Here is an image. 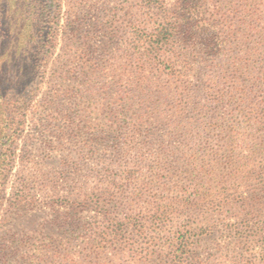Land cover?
Here are the masks:
<instances>
[{"label":"rangeland","instance_id":"1","mask_svg":"<svg viewBox=\"0 0 264 264\" xmlns=\"http://www.w3.org/2000/svg\"><path fill=\"white\" fill-rule=\"evenodd\" d=\"M57 3L40 38L23 11L11 17L17 5L0 0V132L10 118L14 140L0 142V264H95L89 230L144 217L148 201L173 209L151 234L156 255L182 235L199 241L209 264L255 257L264 0H164L155 12L141 0ZM163 15L184 23L176 78L128 46L130 27ZM136 190L142 200H132ZM141 249L122 234L101 254L108 264Z\"/></svg>","mask_w":264,"mask_h":264},{"label":"trees","instance_id":"2","mask_svg":"<svg viewBox=\"0 0 264 264\" xmlns=\"http://www.w3.org/2000/svg\"><path fill=\"white\" fill-rule=\"evenodd\" d=\"M11 1L18 6V9L14 10L12 16H17L22 14L27 16V22L34 24L36 34L42 38L44 32L50 33L52 31V20L55 16L60 15L61 4L57 3V0H5ZM145 3V7L151 9L152 11H161L163 9L164 0H141ZM249 0H242V3L248 2ZM254 1V0H253ZM184 23L178 19L172 22L167 15L160 16L152 25H133L129 28L130 37L128 46L130 50L139 56L146 58L148 61L157 60V67L161 73L167 77L176 78L177 64L179 63L181 54L176 49V41L180 29L183 27ZM14 24L12 25V27ZM44 37V36H43ZM41 62L42 59H37ZM163 66V67H161ZM154 69V67L152 68ZM264 107V98L260 103ZM6 116V115H5ZM10 118L4 117L3 123L4 131L0 132V142L2 145H11L14 140L10 138V129L8 128V123H10ZM12 137V136H11ZM6 167L7 163L0 160V188H3L6 183ZM117 190H121L117 188ZM108 196L112 197L113 192L107 191ZM134 200H142L143 194L140 190L132 192ZM114 200V198H112ZM150 208V209H149ZM170 210L172 212V205L158 204L155 205L148 201L145 207L139 212H146L144 217H137L136 219H130L128 224H110L108 227H102L101 229H96L92 227L89 230V239L86 243L87 250L86 254L95 259V264H105V260L102 257L101 252L104 250L105 246L109 243H113V240L118 242V238H121L122 234H127L131 236V239L140 246L141 251L144 254H121L115 255V261H108V264H125L127 260L137 262L138 264L144 262H150L153 264H209L205 259L200 257L198 250V242L194 245V239L192 241L190 238L181 235V239H172L166 247L168 251L167 255L161 257L156 255V253L151 249V234L156 230H160L163 223H167L170 219ZM104 219L107 218V212H103ZM251 239H256L254 243L257 245V251H255L256 256L243 257V263L241 264H264V228H257L252 231L250 235ZM249 238V239H250ZM142 239L144 242H139ZM243 238L235 237V242L241 244ZM176 240V241H175ZM146 245V248L145 246ZM142 246V247H141ZM253 258V259H252ZM147 260V261H146ZM154 261V262H153Z\"/></svg>","mask_w":264,"mask_h":264}]
</instances>
